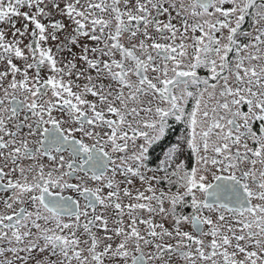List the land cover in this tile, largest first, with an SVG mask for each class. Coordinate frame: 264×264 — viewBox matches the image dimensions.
I'll list each match as a JSON object with an SVG mask.
<instances>
[{
	"label": "snow or ice",
	"instance_id": "6c2138e0",
	"mask_svg": "<svg viewBox=\"0 0 264 264\" xmlns=\"http://www.w3.org/2000/svg\"><path fill=\"white\" fill-rule=\"evenodd\" d=\"M0 264H264V0H0Z\"/></svg>",
	"mask_w": 264,
	"mask_h": 264
}]
</instances>
